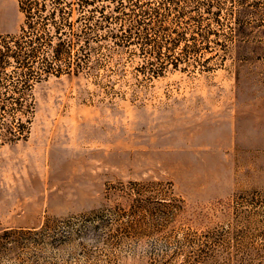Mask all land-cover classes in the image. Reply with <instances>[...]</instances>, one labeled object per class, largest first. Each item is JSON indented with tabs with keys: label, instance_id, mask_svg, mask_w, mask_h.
I'll list each match as a JSON object with an SVG mask.
<instances>
[{
	"label": "rangeland",
	"instance_id": "374dc122",
	"mask_svg": "<svg viewBox=\"0 0 264 264\" xmlns=\"http://www.w3.org/2000/svg\"><path fill=\"white\" fill-rule=\"evenodd\" d=\"M22 4L0 264H264V0Z\"/></svg>",
	"mask_w": 264,
	"mask_h": 264
},
{
	"label": "trees",
	"instance_id": "16d2710c",
	"mask_svg": "<svg viewBox=\"0 0 264 264\" xmlns=\"http://www.w3.org/2000/svg\"><path fill=\"white\" fill-rule=\"evenodd\" d=\"M19 8H20V11H22L24 13L26 12L25 9L23 8L22 0H19ZM9 41L11 43V46H8V45L7 46H3L2 47L3 51L2 52L0 51V55L1 56L7 55L8 51H10L13 47L16 48V46L18 44V40L15 39L14 37L11 38Z\"/></svg>",
	"mask_w": 264,
	"mask_h": 264
}]
</instances>
